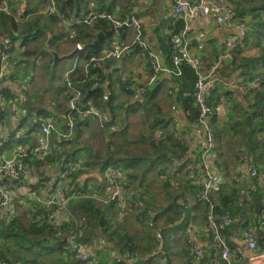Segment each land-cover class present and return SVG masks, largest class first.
<instances>
[{"label": "trees", "instance_id": "1", "mask_svg": "<svg viewBox=\"0 0 264 264\" xmlns=\"http://www.w3.org/2000/svg\"><path fill=\"white\" fill-rule=\"evenodd\" d=\"M3 1L0 0V5ZM28 3L32 9H36L31 0H28ZM9 4L10 13L0 12V39L6 37L12 42L18 39L21 41L24 48L21 56L27 65L25 77L30 81L36 79L34 70L39 67L46 72L48 78L50 77V84L57 79L58 65L52 67V55L43 50V44L39 45L34 41L35 36H42L44 42L48 38V33H51L53 37L51 45L55 43V39L62 38H66L74 46L82 44L84 48L79 53L76 73L73 76V81L82 91L80 107L103 110L110 118L107 125L117 126L105 129L110 139L103 142L100 152H95L81 141L84 129L95 119L93 116L77 117L74 134L66 150L61 154L51 153L45 161H30L32 175L34 169L48 166L59 170L68 160L76 163L82 161L81 167L71 177L69 183L71 190L96 195L103 191L107 182L105 170L113 166L126 174L124 187L129 202L123 211L116 208L114 201L104 202L93 197L72 200L71 205L78 213V221H64L57 227L44 222L48 208L41 207L31 199L26 203L16 202L14 214L9 218L4 216L0 219V259L10 264H84L72 253L63 255L69 238L75 239L77 243L87 248H92L96 241L105 238L112 249L121 254H130L136 258L145 256L149 252H154V243L158 235L164 239L172 229L180 224L186 227L189 220L196 217L207 225L211 206L216 214L230 213L234 217L232 225L221 227L223 235L229 236L242 226L246 230L253 225L259 226L262 212L261 188L257 186L253 189L247 178L236 181L231 175L239 176L240 167H236L235 163L234 171L231 172L229 159L230 152L235 154V150L239 149L247 155L249 163L264 174V0H230L235 20L244 22L247 27L245 38L234 50L235 57L230 62L231 75L235 74L239 78V84L243 85L247 92L241 95L240 91L237 94L236 90L220 87L212 96V102H216L222 96L227 98L226 115L221 120L214 118L213 130L220 164L229 177V183L212 192L207 200L199 197L201 187L188 177L184 169L183 162L190 147L189 141L181 139L186 137L185 134L180 138L173 132L174 112L161 104L167 96V104L171 97L170 105L175 102L180 106L187 120L184 130L186 129L188 135L187 129L194 126L199 116V107L194 97L197 80L195 71L184 63L179 68L180 75L166 76L165 73L158 72L156 83L145 92H141L140 84L133 80L134 72L131 78L119 79V89H116L114 73H107L110 65L117 61L114 59L90 63L89 76L84 73L83 69L89 59L100 56L114 40V34H107L98 41L99 32L109 30L112 24L102 15L111 14L125 19L134 9L132 0H57V10L66 20L80 18L81 21L71 27L65 26L62 18L55 13L34 14L32 10L22 9L24 18L20 20L16 17V10L21 8L19 0H9ZM89 14L96 16L91 23L84 21ZM184 24L182 18H176L171 31H158L157 36L153 38L155 44L149 46V49H155L153 51L159 54L162 65L166 67L173 68L169 33L178 34L184 28ZM125 30L130 32L127 38L131 42L135 31L132 27ZM71 33L74 37H70ZM164 33L165 36L162 35ZM97 41V46H94ZM54 49L60 52L57 45ZM133 55L139 59L140 68L149 76L154 74L148 51L136 47ZM61 76L63 79V73ZM63 83L64 97L54 104L43 103L36 106L28 98L29 93L20 95L17 103L26 113L23 122L35 115L67 120L70 93L66 91L64 80ZM53 86L59 87L55 84ZM162 88L165 92L160 100ZM170 89L174 93L166 94ZM122 93L126 100H117ZM138 96H142L143 101L136 100ZM138 109L147 110L146 125L149 131L133 137L128 133L129 121L125 113ZM34 128H37V125L33 123L30 131ZM62 129L65 131L67 126H63ZM226 146H231L234 151L227 149ZM84 156H87V159L83 158ZM95 170L104 177V182L100 181L99 186H89V179L82 183L78 181L81 174H89ZM45 177H47L45 173L39 175L41 180H47ZM153 183L159 185V191L164 194L163 206L158 207L155 189L151 188ZM38 186L39 183L33 188L39 190ZM191 195L196 200L194 205ZM181 200L186 202V206L182 205ZM119 215L124 217L122 222L117 220ZM256 239L263 247L264 233L256 236ZM114 264L124 263L116 261Z\"/></svg>", "mask_w": 264, "mask_h": 264}, {"label": "built area", "instance_id": "2", "mask_svg": "<svg viewBox=\"0 0 264 264\" xmlns=\"http://www.w3.org/2000/svg\"><path fill=\"white\" fill-rule=\"evenodd\" d=\"M134 2V0H132ZM214 10L216 22L222 26H237L238 31L235 33L229 44L227 52L223 55L230 62L234 60V50L238 44L245 38L247 27L244 22H237L234 13L222 0H173V10L181 14L185 21V26L178 34H170L169 42L172 46L171 61L172 67L162 65V60L158 53L149 49L150 41L146 38V30L141 14L133 9L125 19L118 18L116 15L105 14L103 18L111 21L115 26L132 27L135 31L134 38L130 42L114 39L100 56H93L85 66L84 73L89 76L88 65L96 64L106 59L121 61L128 53L135 52V48H142L148 51L149 59L153 63L154 74L149 76L143 68L133 75V80L140 84L141 92H145L153 86L158 77V72L168 75H180V66L188 64L196 74V88L194 97L199 107V116L194 124V128L200 131L201 137L196 141H189V150L183 162L184 169L188 177L201 187L199 197L207 200L208 196L219 188L229 183V177L222 169L220 164V155L217 150L216 136L213 130L214 118L221 120L225 116L228 104L227 98L222 96L216 102H212L214 92L219 88V79L217 72L218 63L207 67L206 61L202 56H197L191 50V37L189 34V22L194 20H204L207 17L208 10ZM0 12L10 13L11 6L9 0H4L0 5ZM42 13H55L62 18L65 26L71 27L81 20L73 17L66 20L64 15L57 10V0H47ZM24 12L21 8L16 10V17L22 20ZM96 18L94 14H89L84 21L91 23ZM246 22V21H245ZM165 36L166 34H162ZM70 37H74L71 33ZM76 46L80 51L83 45L78 43ZM75 46V47H76ZM24 51L21 41L12 42L6 37L0 39V219L6 216L11 217L14 213L15 203H26L34 200L41 207L48 208L45 213L44 222L57 227L58 224L74 220L78 221V213L71 205L72 200L82 197H93L104 202L114 201L116 208L123 210L129 202L128 195L125 193L124 183L126 180L125 172L110 166L105 170V177L108 182L107 195L101 194H84L81 191H73L69 185L74 172L81 167L82 161L76 163L68 160L62 169L58 170L55 178L45 177L47 180L38 178L39 186L36 190L29 186L32 176L30 161H45L51 153L61 154L68 147V142L74 134V125L77 117L93 116L101 125L102 129L116 128L117 126H108L110 122L109 115L101 109L93 107L81 108L79 101L82 99V91L73 81L79 60V53L74 57L73 64L70 68L62 71L63 80L66 83V91L70 93L68 100L69 111L67 120H60L54 116L35 115L26 118V113L17 103L20 95H24L27 90V82L30 81L25 77L27 67L21 53ZM136 57V56H135ZM16 66L21 69L16 70ZM93 78V77H91ZM8 85L14 86L13 89ZM240 90L246 94L247 89L241 85ZM169 95L174 91L170 89ZM185 94V92H183ZM136 100L143 101L142 96L136 97ZM173 110V132L182 137L184 130L181 126L179 113L180 106L172 102L170 105ZM182 112V111H181ZM33 123L37 125L30 131ZM67 126L63 131L62 127ZM160 138V137H156ZM27 139L29 143L26 142ZM186 139L187 137H182ZM65 141V142H64ZM240 175H233L234 179L245 180L247 178L253 189L257 186L261 188L262 212L259 217V227L264 233V174H261L256 167L249 163L248 157L243 152L239 153ZM232 176V177H233ZM10 181L14 184H10ZM182 205L186 202L181 200ZM211 206V211L207 216V233L209 234L208 248L199 244L195 237V227L190 225L186 228V243L189 249L191 264H231V258L240 256L243 252L240 249L235 251L228 239L221 232V227L231 225L234 217L230 213L216 214ZM1 228V227H0ZM244 239L247 242V248L252 251L257 248V239L253 230L243 232ZM67 245L63 255L72 253L84 264H98L95 256L87 247L77 243L75 239H67ZM153 254L159 259L160 263L166 261L164 243L160 235L156 237ZM250 260L264 258V252L261 254H250ZM118 263L133 264L134 257L130 254H117ZM0 264H10L0 259ZM19 264V263H14Z\"/></svg>", "mask_w": 264, "mask_h": 264}, {"label": "crops", "instance_id": "3", "mask_svg": "<svg viewBox=\"0 0 264 264\" xmlns=\"http://www.w3.org/2000/svg\"><path fill=\"white\" fill-rule=\"evenodd\" d=\"M195 1V0H193ZM225 4L230 7V0H222ZM21 9L24 10H32L34 14H42V10L45 7V0H31V4L35 5L36 9H32L28 0H19ZM135 10H137L143 19L144 27L146 30V38L150 41V46L152 47L155 44V38L157 36L158 31H169L175 24L176 18H183L181 14H177L173 10V0H134V6H132ZM90 8V7H89ZM185 23V21H184ZM185 25V24H184ZM189 34L191 37V50L197 56H202L206 61L207 67L218 63L219 70L217 72L219 79V88H228L230 90H236L237 94L240 90L239 78L236 75H231V66L230 61L227 58H224L223 55L227 52L230 44V40L232 36L237 33V26H222L216 22V18L214 15V10L209 9L207 13V17L204 20H194L189 22ZM57 29V28H55ZM171 31V30H170ZM130 32L124 29L121 32H116L113 35V38L116 40L129 42V38H127V34ZM122 37L124 38L122 40ZM48 39V38H47ZM46 39V41H47ZM34 41L41 45H44L46 41L43 42L42 36H35ZM53 41V37H52ZM52 43V42H51ZM56 45L59 47L61 54H65L71 52L75 46L68 41L66 38H62L61 40H57ZM50 47L54 49V46L50 44ZM155 50V49H153ZM72 60V64H73ZM131 66L133 69H131ZM67 69V68H65ZM64 69V70H65ZM35 75L39 77L42 73L40 72L39 67L35 70ZM140 71L139 67V59L133 55V53H128L123 57L121 61H114L113 65H110V68L107 70V73H118L114 75V79H121L128 77L131 78V75H135L136 72ZM166 76H169L166 74ZM9 88L13 89L14 86L8 85ZM163 93V92H161ZM122 95V94H121ZM124 95V94H123ZM164 96V95H163ZM122 98H125L124 96ZM126 99L122 100L125 101ZM163 100L165 103L162 104L166 109L171 110L170 108V100ZM228 106V105H227ZM181 126L184 130L187 120L185 114L180 111L179 113ZM128 121L130 119L128 118ZM93 121H91L92 123ZM139 122H135L138 124ZM143 125L144 123L141 122ZM189 130V134H186V129L184 133L187 137L188 141L194 142L201 137V133L197 128L192 126ZM30 139H27L26 142L29 143ZM105 143V142H104ZM104 143H101L99 148L93 144V150L96 152L101 150ZM82 148V147H80ZM33 175L31 176L29 186L34 187L35 184H38V178L41 173H45L50 178H55L58 175V170L51 167H45L41 169H34ZM89 179V186L96 185L99 186L100 181L104 182L103 174L95 170L89 174H81L78 177V181L81 183ZM11 182V181H10ZM14 182L12 181V185ZM107 187L108 182L103 187V191H101V195H107ZM192 204H196L195 197L191 195ZM197 211V209H196ZM119 214V213H118ZM117 214V215H118ZM117 220L122 222L124 217L121 215L118 216ZM188 225H192L195 227V237L199 244L208 248L209 244V234L207 233L206 222L201 221L198 217L192 218L189 220ZM187 225V226H188ZM232 225V224H231ZM186 226V227H187ZM186 227L183 224L178 225L176 228L172 229L167 235L164 241V251L166 256V261L164 263H160L159 259L156 258L153 253H147L145 256L134 257L133 264H191L189 249L186 243ZM258 227V229H256ZM249 227L250 230H253L255 235L258 237L262 232L261 228L257 225ZM245 227H239L229 236L224 235L228 241L230 242L232 249L235 251L236 249L242 250V254L240 256L232 255L231 264H264V258H258L256 260H250L248 256L250 254H261L264 252V246H260L257 241V248L255 250L250 251L247 248V242L244 239L243 232L245 231ZM155 245V243H154ZM89 250L95 256L98 264H114L116 263L115 257L118 252L115 249H112L110 243L107 239L102 238V240H98L94 243L93 247H88ZM153 251V250H152ZM209 251V248H208ZM103 262V263H102Z\"/></svg>", "mask_w": 264, "mask_h": 264}, {"label": "rangeland", "instance_id": "4", "mask_svg": "<svg viewBox=\"0 0 264 264\" xmlns=\"http://www.w3.org/2000/svg\"><path fill=\"white\" fill-rule=\"evenodd\" d=\"M56 42L57 40L55 39V43L52 46H56ZM72 66V61H64L62 62L60 65L57 66V71H56V78L52 84H50L49 82V78L48 75L46 74L45 71L41 70L40 68V72L42 73L41 75H39V77L37 76L36 79L34 78L32 81H28L27 82V94H28V98H30V100L34 103V105L36 106H41L43 103L45 104H54L55 102H58L59 100L63 99V90L65 88V85L63 83V79H62V71L65 68H70ZM16 70L21 69V66H16L15 68ZM131 69H133V67L131 66ZM118 74L117 72L113 74L116 75ZM116 89H119V79H116ZM55 84V86L59 87H54L53 85ZM31 90V91H30ZM30 91V92H29ZM169 91V90H168ZM162 92L160 93V100L164 97L163 94L165 92V89L162 88ZM166 94L169 95L168 92H166ZM242 95V93H241ZM125 98H122V97ZM167 97V96H165ZM126 99V96L122 95L119 97V99L117 100H124ZM171 99V97H170ZM161 104L165 103L163 101H161ZM125 112V110H124ZM122 114V111H121ZM147 110H140L138 109V111H128L127 113H125V116H127L130 121H129V130L128 133L130 136L136 137L138 135H140L142 132H146L148 133L147 129V125H146V117H147ZM226 115V113H225ZM135 122H139L138 124H135ZM143 122L144 125L141 123ZM110 139V136L108 134V132L105 129H102L101 125L97 122V120L93 121L86 129H84L82 136H81V141L83 142V144H86V146H89L93 149V145L97 147V149L99 148L100 144L103 142H106ZM93 144V145H92ZM140 146H145L144 144H140ZM229 147V148H228ZM226 146L227 149H230L232 151H234L231 146ZM229 150V151H230ZM94 151L96 152V150L94 149ZM236 153L234 154V152H230L231 156H230V164L229 167H231V172L234 171L235 168V163L237 164L236 167H239V153H241L242 151L239 149L235 150ZM237 156V157H236ZM83 158L87 159V156H84ZM238 158V160H237ZM237 160V161H236ZM141 167V165L139 166ZM232 174V173H231ZM234 174H232L231 176H233ZM148 179V178H147ZM151 180V179H149ZM151 188L155 189V195L157 196L158 199V207L163 206L164 205V194L162 191H159V185H156V183L151 184ZM25 212H27L26 210H24Z\"/></svg>", "mask_w": 264, "mask_h": 264}, {"label": "water", "instance_id": "5", "mask_svg": "<svg viewBox=\"0 0 264 264\" xmlns=\"http://www.w3.org/2000/svg\"><path fill=\"white\" fill-rule=\"evenodd\" d=\"M123 29H125V26H115L114 24H111L109 30H102L101 32H99L98 41L101 40V38L104 35H107V34L113 35L116 32H121ZM98 41L94 43V46H97ZM51 42H52V34L48 33V39L44 45L43 50L52 55L53 57L52 67L53 68L56 65H60L64 61H68V60L72 61L74 57L80 52L79 48L76 46L71 52L61 54L55 49L50 47Z\"/></svg>", "mask_w": 264, "mask_h": 264}]
</instances>
